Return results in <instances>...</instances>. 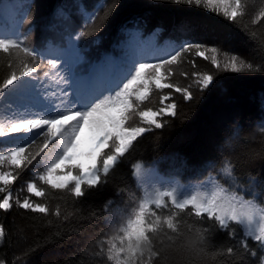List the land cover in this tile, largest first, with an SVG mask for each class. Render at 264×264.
I'll list each match as a JSON object with an SVG mask.
<instances>
[{"label": "trees", "instance_id": "obj_1", "mask_svg": "<svg viewBox=\"0 0 264 264\" xmlns=\"http://www.w3.org/2000/svg\"><path fill=\"white\" fill-rule=\"evenodd\" d=\"M131 42L147 46L142 60L125 52ZM119 55L126 61L116 62L123 70L110 85L113 101L123 126L143 131L117 152L113 122L98 154L78 148L95 183L80 181L74 168L65 187L34 179L39 194L24 192L30 206L0 205V264H263L261 242L240 223L222 225L167 197L146 209L142 238L108 223L132 217L143 193L134 168L152 161L234 185L264 210V0H240L234 15L194 0H0V90L19 86L28 72L74 87L88 63ZM159 66L166 85L157 88L150 72ZM147 110L159 112L157 124ZM6 127L0 152L22 159L13 168L19 187L32 180L29 164L49 142L39 130L10 135Z\"/></svg>", "mask_w": 264, "mask_h": 264}, {"label": "rangeland", "instance_id": "obj_2", "mask_svg": "<svg viewBox=\"0 0 264 264\" xmlns=\"http://www.w3.org/2000/svg\"><path fill=\"white\" fill-rule=\"evenodd\" d=\"M194 1H201L229 15L236 14L240 8V0ZM135 47L131 42L125 52L135 60H142L147 54V46L140 43ZM149 54L156 55V49L152 48ZM116 57L118 59L114 61L102 56L88 63L81 69V73H85L84 81L74 87L59 88L46 81L37 80L28 72L19 86L6 83L1 88L0 132L5 123H8L6 128H11L7 132L10 135L20 134L25 128L34 129L39 130L49 142L40 158L29 164L32 180L21 183L19 187L14 185L13 168L20 166L22 159L15 150L8 154L0 152L1 207L8 209L14 205L30 206L26 194H39L34 179L46 181L55 187H65L74 174V168L79 169L80 181L95 183V169L80 157L78 148H87L98 154L112 140L113 122H119L116 134L119 142L117 152L125 149L129 142L143 131V128H126L120 121L124 110L115 105L110 85L120 79L119 72L123 70L116 62L120 60L123 63L126 59L120 55ZM150 75L154 78L153 86L160 88L166 85L163 66L156 67ZM203 81L207 83L209 78L206 77ZM165 100L166 96L161 98L162 105L167 103ZM172 106L169 104L161 109L164 113H170ZM158 113L157 110H147L144 116L148 121L157 124ZM53 135L55 139L51 142ZM61 163L67 166L63 167ZM159 164L155 161L136 164V181L143 193L132 217L116 218L108 223L109 227L117 230L124 227V232L129 237L136 240L142 238L146 209L151 204L161 205L167 197L174 205H190L198 212L215 216L222 225L229 220L240 223L244 233L258 239L264 249V210L252 199L237 193L232 184L233 189H228L212 177L198 181L193 177L184 176L172 162Z\"/></svg>", "mask_w": 264, "mask_h": 264}]
</instances>
